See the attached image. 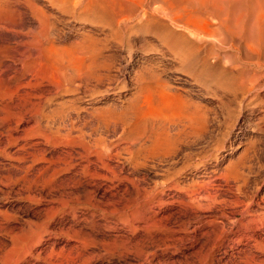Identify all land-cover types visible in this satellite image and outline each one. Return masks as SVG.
<instances>
[{
    "label": "rangeland",
    "instance_id": "obj_1",
    "mask_svg": "<svg viewBox=\"0 0 264 264\" xmlns=\"http://www.w3.org/2000/svg\"><path fill=\"white\" fill-rule=\"evenodd\" d=\"M151 4L163 0H143ZM15 6L14 15L0 12V264L264 257V78L249 87L247 77L264 69L244 51L245 30L264 21V0L231 10L248 14L243 31H224L206 61L225 72L185 60L174 46L187 40L144 25L139 7L117 30L106 13H79L68 2ZM28 8L40 9L31 16ZM204 11L214 20L212 7ZM34 16L50 22L46 33ZM84 32L96 46L70 49ZM146 109L166 119L174 143L144 136Z\"/></svg>",
    "mask_w": 264,
    "mask_h": 264
},
{
    "label": "bare ground",
    "instance_id": "obj_2",
    "mask_svg": "<svg viewBox=\"0 0 264 264\" xmlns=\"http://www.w3.org/2000/svg\"><path fill=\"white\" fill-rule=\"evenodd\" d=\"M24 1H27V0H24ZM47 1L49 2L50 5H53V4L61 5V4H65L66 2H68L69 5L72 7L71 8L72 10L77 11L79 13H86V14H89V15H92V16L97 15L99 13H106L108 15V17L110 18V20L112 22H114V27L117 30L119 28L121 29L122 28L121 26L125 27L127 22L130 21V19H132L131 18L132 14H133L131 12L132 8L134 6H135L136 9L139 7L140 10L138 12H134V14H135L136 17L140 16L141 19L143 18V24L144 25L151 26L156 32H158L159 35L165 36L168 39H173L174 40L175 37H178V36L181 35L187 40L185 42L186 43L185 45H181V46L178 45V47L176 45L174 46L175 51L178 52L179 54H181V56H183L185 60L192 61V62H201L202 61L201 64L203 66L205 64V66H207L209 69H216V70L220 69L221 71H224V72H225V69H224V67L220 66V64H219V66H217L215 63L211 64L210 62L208 63L206 61H207V59H209L211 52L215 53V51H212V48H214L215 42L216 41H220V40L223 41L227 37V35H225V36L222 35V33L224 31H227L229 36H231V37L233 36V34L240 33V32L243 31L242 25H245L244 20H245L246 15H248L247 13L244 14V12L231 11L233 9V7L235 6V4L240 2V1H242V0H163V5L162 6H157V5H152L151 4L150 6H152V7L144 6L143 5V0H101V1H98V0H84V1L83 0L82 1L81 0H47ZM16 3H17V0H0V12H4V13H7V14L14 15L15 12H16V10L14 8ZM27 3L28 2H26V4ZM192 4H193V7L191 6ZM195 4H197L200 8L199 7L195 8L194 7ZM105 5H110L111 9H108L107 6H105ZM29 6H31V5H29ZM35 6H37V5H35ZM62 6H65V5H62ZM27 7H28V5H27ZM208 7H212V9H214L216 11L214 20L211 19V17L204 11V9H206ZM31 8H32V6H31ZM31 8H28V9H30L29 11H30V14L32 16V14H34V12H32L33 9H31ZM36 9L38 10L40 8H35L34 9L35 12H36ZM42 10H43V8H42ZM72 10L70 12H72ZM40 12H41L40 14H42L43 11L40 10ZM209 12H211V11H209ZM38 13H39V11H38ZM38 13H36V14H38ZM46 15L48 17L47 13H46ZM37 18H39V19H37ZM37 18L35 17V19L39 20V22H40V26L38 27V29H39L40 33L44 32L45 30L48 29V28L45 29V27H47V26L49 27L50 25L48 24L46 26V22H48V21L44 20L42 18V16L41 17L37 16ZM138 22H140V21H138ZM48 23H50V22H48ZM252 25L255 26V29H250V30L246 29L245 32H244V39H245L244 51H245V55H246L247 59L248 58L252 59L251 62H253L254 65L257 66V68L256 67L255 68L258 71L259 67H260V69L261 68L264 69V21L262 20V16L260 18H255L254 22H252ZM175 27H178V30H181V31L177 32ZM44 33H46V32H44ZM86 33H85V35L81 34L82 38H80V39L78 38L79 40L70 41L68 43V47L70 49H76V52L79 50L82 53H84V51L91 50V48L93 49V47L96 46L98 39H97V37L93 36L91 33L90 34L89 33L86 34ZM39 37H41V36H39ZM183 37H182V39H183ZM41 38L44 39L43 37H41ZM41 38H39L40 41H41ZM28 39L29 40L26 39L27 41H25L27 46H28V44L30 45V38H28ZM31 40H32V38H31ZM49 40H51V39H49ZM122 40H123V38H122ZM34 41H36V40L34 39ZM49 42H47V44H49ZM52 42H54V40ZM41 43H43V42L41 41ZM181 43H182V41H181ZM216 45H219V44H216ZM200 49L203 50V53H201L202 50H200ZM215 49H217V48H215ZM231 51H233V50H231ZM57 56H58V54H57ZM62 57L63 56H61V58ZM211 57H213V56L211 55ZM216 57H218V55H216ZM217 59L215 58V61ZM246 61H248V60H246ZM246 63L249 64L248 62H246ZM78 65H79V63H78ZM75 66H77V65H75ZM72 67H73V65H72ZM245 68H247V67H245ZM78 69L79 68H77V70ZM87 69H83V70H87ZM73 71L74 70H72L71 75L74 72H76V71H74V72ZM77 73H79V72H77ZM151 73H153V72H151ZM207 74H209V73H207ZM69 75H67L68 78L71 76V75L70 76ZM78 75L81 77L80 74H78ZM249 75L250 76H247V77H249L248 83H249V87H251V86H253V84L256 83V80H258L259 78L260 79L264 78V70L261 73H257L255 71H253ZM76 76H77V74H76ZM79 76H78V78H79ZM204 76H206V75H204ZM73 77H74V75H73ZM155 77L157 79L158 75H156ZM68 78H66L67 81H68ZM75 78H73V79H75ZM204 79H206V78H204ZM215 79H217V78H215ZM228 79H230V78H228ZM260 79H259V81H260ZM243 80L240 79L239 83L241 84V81H243ZM71 81H73V80H71ZM147 81H149V79ZM157 81H158V79H157ZM162 82H163V80L161 81L162 85H166L165 84V82H166L165 80H164L163 83ZM166 83H168V82H166ZM154 84H153V86H154ZM158 84H160V83H158ZM242 85H244V84H242ZM147 86H148V84H147ZM167 87H168V85H167ZM234 87H236V85H234ZM253 87H252V89H253ZM144 88H146V86H144ZM162 88H164V87H162ZM147 89H149V88H147ZM239 89H240V87H239ZM168 92H173V91H168ZM175 93H177V92H175ZM175 93H174V95H175ZM165 94H166V92H165ZM176 98H177V96H176ZM178 98L180 99V97H178ZM181 100H182V98H181ZM183 102H185V101H183ZM166 106L168 107V105H166ZM164 108H166V107H164ZM146 111L148 112L147 109H146ZM149 111L151 112V107H150ZM153 111H154V109H153ZM147 112H146L145 115H143V116L141 115L143 119L139 120V122H138V128L143 130L144 136L147 139L148 138L149 139L153 138V140L156 139L154 141V143L155 144H159V146L170 145V144L174 143L176 138H175L174 135L170 134V132L168 131V127H167V125H168L167 123L168 122L167 123L164 122L166 120L164 118L163 119L159 118V116H160L159 112H161V111L157 110V112L159 113L158 114L159 116L154 115L155 113L151 114V113H149V112L147 113ZM45 115L46 114L43 113V117L47 116V115L46 116ZM170 119H172V118H170ZM142 121H143V125L141 124ZM169 123H172V122H169ZM169 177L170 176L167 175L165 178L168 179ZM262 217H263V221L262 222H264V215H262ZM249 237L250 236H247V238H249ZM215 241H216V239L213 240L210 244L208 243L209 244L208 247L211 248L213 245H215V243H216ZM238 241H239V239L237 240V242ZM255 244H256V242H255ZM253 246H255V245H253ZM256 246H258V245H256ZM259 247H260V249L264 248L262 246H259ZM122 249H123V251L125 253H127L128 248H127L126 244L123 246ZM208 250L210 252L211 249H208ZM208 250H206V251H208ZM213 259H214V261L211 260V263L212 264H217L218 263V258H213ZM245 259H247V260H245ZM245 259L241 260V261H238L237 259L236 260H229V262L228 263L226 262V264H264V257H260L259 255L250 254ZM123 264H129V262H127L125 260V262ZM197 264H200V263H197ZM201 264H203V263H201Z\"/></svg>",
    "mask_w": 264,
    "mask_h": 264
}]
</instances>
